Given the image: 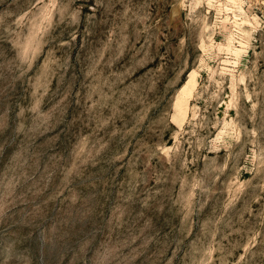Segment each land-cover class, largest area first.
Listing matches in <instances>:
<instances>
[{
    "label": "rangeland",
    "instance_id": "374dc122",
    "mask_svg": "<svg viewBox=\"0 0 264 264\" xmlns=\"http://www.w3.org/2000/svg\"><path fill=\"white\" fill-rule=\"evenodd\" d=\"M0 264H264V0H0Z\"/></svg>",
    "mask_w": 264,
    "mask_h": 264
}]
</instances>
